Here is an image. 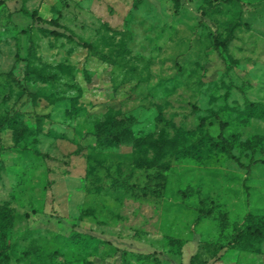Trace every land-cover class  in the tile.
Masks as SVG:
<instances>
[{
  "label": "rangeland",
  "instance_id": "obj_1",
  "mask_svg": "<svg viewBox=\"0 0 264 264\" xmlns=\"http://www.w3.org/2000/svg\"><path fill=\"white\" fill-rule=\"evenodd\" d=\"M111 117L171 149L86 136ZM221 123L264 160V0H0V264H264Z\"/></svg>",
  "mask_w": 264,
  "mask_h": 264
},
{
  "label": "trees",
  "instance_id": "obj_2",
  "mask_svg": "<svg viewBox=\"0 0 264 264\" xmlns=\"http://www.w3.org/2000/svg\"><path fill=\"white\" fill-rule=\"evenodd\" d=\"M50 31L56 35L62 34L61 32H56L55 30ZM231 38H233V36L228 37L224 41L217 39L215 41V49L219 51L221 46H228ZM85 45L91 47L90 44ZM247 105L252 109L262 107L260 103L249 101H247ZM134 123V118L118 119L111 117L102 122L95 132H88L86 136H94L103 145L109 144L116 146L130 144L133 148L138 149L139 151L142 150V148L153 149L155 150V158L157 160H160L162 157H164L166 152L171 149L172 141H170L164 133H162L158 138H144L143 136L136 137L131 131ZM226 125V123H221V132L219 134L220 141L218 143L220 144L222 150L226 152L230 158L234 159L240 167L247 170V175L250 176L252 174V167L257 164H264V160L252 157L249 164L245 165L242 163L240 159L233 153L234 140L228 139L223 133ZM261 139L262 137H257L254 141V145L258 144ZM143 190L145 194H148L151 190L149 184H146L143 187ZM205 213L210 214V211H205ZM247 220H249V224H247L245 227L240 228L238 225L236 226L237 233L234 236V242H241L245 238L257 241L264 238V232L263 229L258 226V220L256 218L252 219L250 216L247 217ZM190 264L195 263L191 262Z\"/></svg>",
  "mask_w": 264,
  "mask_h": 264
}]
</instances>
